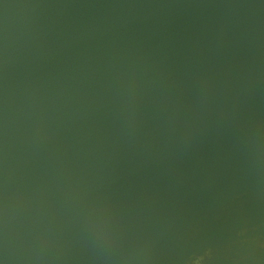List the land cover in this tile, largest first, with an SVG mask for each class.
<instances>
[{"label":"bare ground","instance_id":"obj_1","mask_svg":"<svg viewBox=\"0 0 264 264\" xmlns=\"http://www.w3.org/2000/svg\"><path fill=\"white\" fill-rule=\"evenodd\" d=\"M44 1L20 0L16 9L30 4L39 15ZM99 1L88 0L79 12L94 13ZM137 1L143 10H132L125 23L113 15L120 12L115 0L100 2L85 29L60 6L57 29L71 30L65 43L88 46L80 35L107 27L95 57L100 67L89 79L80 64L92 58L84 56L65 57L53 82L41 69L26 83H0V264H77L90 235L113 236L127 252L122 264H138L155 237L184 229L170 256L178 260L181 244L224 217L231 219L224 228H236L228 233L247 236L228 243V234L203 233L193 247L203 249L196 264H264V0H177L190 5L187 19L161 28L163 43L176 45L157 54L131 52L137 43L115 47L129 25L140 38L163 0L130 4ZM27 47L8 60L13 72L44 61ZM126 56L148 67L170 61L171 72L129 101L93 98ZM81 151L94 163L68 169L69 156Z\"/></svg>","mask_w":264,"mask_h":264},{"label":"water","instance_id":"obj_2","mask_svg":"<svg viewBox=\"0 0 264 264\" xmlns=\"http://www.w3.org/2000/svg\"><path fill=\"white\" fill-rule=\"evenodd\" d=\"M87 1L88 0H45L44 4L40 2L41 12L37 15L35 8L30 4L17 10L16 8L20 0H0V13L7 14L10 17V19H0V83H9L12 81H15L17 85L26 83L30 79L35 78L38 73L40 74L41 69L44 70L42 75L48 74V76H50L48 81L53 82L56 77V65H62L64 60H66L65 57L79 59L84 56L92 58L86 65L80 64L82 69H87L85 74H83L86 79H89V71H94L100 67L99 62L95 60V57L99 54L100 48L106 44L98 43V41L105 33H107V27H100V30L96 31L95 34H91L90 32L81 34L80 38L86 42H90L88 43V46H85L82 43H65L66 40L62 37L71 30L65 29L59 31L57 29L59 25L58 14L62 15V8H60V6L66 7L65 10L67 15L64 16L66 19H69V17L75 19L77 28L85 29V22L89 19L92 21L94 20L92 15H94L99 8V3L103 1L106 6L109 5V0H101L94 6V13H80V8ZM144 4V1H137L135 4H130V0H115V5L120 12L113 11V15L114 17L120 15V22H129L130 14H133L132 10L135 11L134 13L141 12ZM190 8V5L179 4L177 0H163L154 9L153 19L140 38L136 39L133 37L132 29L129 25L121 34V38H125V40L121 43H115V47L118 50H122L124 47L122 43H137L131 52L148 54H157L156 52L160 51H166L164 53L170 52L167 50L168 46L176 45V43H163L165 37L161 33V28L167 27L175 21L187 19V14ZM154 20L157 22H154ZM157 27H160L159 31H155V28ZM6 33L14 35L18 41H13L5 35ZM112 33L113 32H108L109 35H112ZM117 35H120V33L118 32ZM32 40L33 43H30ZM23 43L32 47L39 57H44L45 59L44 61L40 60V66L34 64V62L26 63L19 68L20 70L24 68L23 72H13L10 63L8 62L10 57L29 53L27 50L28 47ZM171 64L170 61H166L161 63H151V67H148L146 61H140L133 56H126L106 76L100 85L99 82L97 83L93 98L103 100L105 103H108L109 101H113L114 103H118L122 100L129 101L134 97L141 95V92L146 91L162 81L164 79L165 71L169 70L170 74ZM72 65L79 68L75 63ZM50 69L55 71L54 76ZM34 82L35 81L27 84ZM117 95L120 97H116L113 100V97ZM171 141L178 142V139ZM93 148H98V144L90 146L89 149ZM93 163V156L81 151L77 155L72 154L69 156L68 165L70 166L68 169L83 170ZM230 176H232V173ZM232 200H229L228 202L223 201L216 207L220 208ZM258 212H260V210H258ZM209 214L210 212L204 214L201 217L202 219H199L203 220L204 217ZM258 214L260 215L261 213ZM223 216L225 215H221V217ZM241 216L243 217L244 215L241 214ZM227 219V217H224L219 219V223L200 227L198 230V236L188 243L187 247L184 248L183 243L176 249V251L180 249V259L178 260H171L170 256L178 242L181 240L184 229L176 232L174 236H167L162 239L161 237L163 236L155 237L154 242L150 244V252L148 253V251L145 250L146 252L138 257V264H186L187 262V264H192L193 262H197L198 257L196 256L203 249H197L196 247L193 249V247L203 233L209 232L213 236L219 235L218 237H225L224 234H228L225 237L228 239V243H230L229 241L233 238H244V236H247V234L235 236L228 233L232 230L235 231L236 228L233 227L229 230L224 228L223 226H225V224L231 222V219ZM239 224H241L242 227L245 226L243 221H239ZM250 224L252 225L254 223L250 222ZM192 226L193 224H189L186 226V229L191 228ZM218 227H221V229ZM252 227L255 228V226ZM242 231L243 230H241V232ZM262 231H264V229H261L259 233ZM95 236L90 235L89 238L82 241L79 250L87 251L81 252L75 256V258H81L78 259L77 264H122L126 258L127 252L120 251L123 249L114 245V237L107 235L106 238L100 239L98 236ZM222 239L223 240L220 244L224 241V238ZM108 242L111 243L108 244ZM124 242L128 245L131 240L125 239ZM94 251H101L100 256L95 255ZM157 254H161L162 258L158 261H153V258L156 257ZM147 255L150 256V260ZM99 257H102L103 260Z\"/></svg>","mask_w":264,"mask_h":264},{"label":"rangeland","instance_id":"obj_3","mask_svg":"<svg viewBox=\"0 0 264 264\" xmlns=\"http://www.w3.org/2000/svg\"><path fill=\"white\" fill-rule=\"evenodd\" d=\"M197 262H193L192 264H196Z\"/></svg>","mask_w":264,"mask_h":264}]
</instances>
